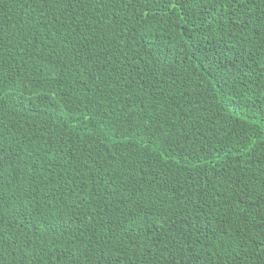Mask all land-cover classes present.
Instances as JSON below:
<instances>
[{
  "label": "trees",
  "instance_id": "obj_1",
  "mask_svg": "<svg viewBox=\"0 0 264 264\" xmlns=\"http://www.w3.org/2000/svg\"><path fill=\"white\" fill-rule=\"evenodd\" d=\"M0 264H264V0H0Z\"/></svg>",
  "mask_w": 264,
  "mask_h": 264
}]
</instances>
